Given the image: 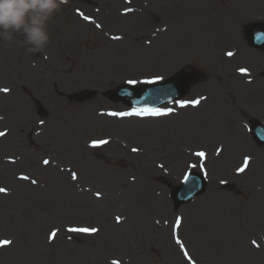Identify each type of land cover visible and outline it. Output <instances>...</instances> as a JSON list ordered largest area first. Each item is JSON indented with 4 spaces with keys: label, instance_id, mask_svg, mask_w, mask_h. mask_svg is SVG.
Here are the masks:
<instances>
[{
    "label": "rangeland",
    "instance_id": "rangeland-1",
    "mask_svg": "<svg viewBox=\"0 0 264 264\" xmlns=\"http://www.w3.org/2000/svg\"><path fill=\"white\" fill-rule=\"evenodd\" d=\"M191 1L195 6L191 4ZM104 4L106 6H103ZM108 4L115 8L113 10L108 8ZM129 4L121 6L125 5L122 0H91V2L65 0L45 25L50 41L45 45L46 48L41 54L38 52L39 57L48 55L50 60L45 68L44 79L40 75L36 77L35 69L19 75L24 83L20 82L21 93L17 95L20 97L26 95L30 100V96H33L40 101L45 113L42 116L39 115L36 111L37 106L32 100V105L27 100L29 105H26L24 112H30L24 117L19 136L20 141L13 144L10 149L11 154L19 156L18 158H21L22 148L30 158L37 159L39 156L35 169L31 172L32 177H39L35 178L36 183L33 186L37 187L33 195L34 199H31L33 204L25 200L17 201V199L13 200V203L10 202L16 198L22 185L27 187L25 183H18V189L11 197L0 199V237L10 232L14 236L13 240L18 239L23 242L22 251L19 252L22 261L4 264L32 263L33 247L31 244L46 248V236L48 237L51 229L58 230L57 236L63 232L64 235L59 238V241L65 240L67 234L64 232V226L98 229L92 237L88 236L89 233L69 231V248L72 245L75 246V249L69 250V264H72V261L86 249L97 252L95 254L99 255L102 264H113L112 260H116L118 264H176L173 257L174 252L180 253L176 243L177 237L190 248L195 258L199 255L211 264H225L200 252L197 253L195 249L193 236L197 234L202 225L196 227L197 222L194 218L200 220L202 224L204 221L214 220L213 218L201 220L195 214L201 200L196 198L189 205L175 209L169 197L170 188L180 181L185 170L190 169V165L197 164V155L194 152L203 149V146L213 148L216 137L211 135L199 137L200 127L195 132L196 134L187 139L182 138L181 134L176 132L166 131L161 135L158 130H147L145 123L119 120L113 122L109 118L99 116L97 111L122 107L114 105L109 98L103 96L102 93L107 89L119 83L128 82L129 79L139 81L142 77L153 74L142 67L143 69H129L125 75L122 67L127 57L124 51L126 49H121L120 46L111 48L108 43L111 41L108 38L110 35L124 37L128 45H133L128 46L127 50H135V55H132L131 59L135 62H146L150 66L155 60L154 56H157L154 43L160 44L161 37L158 36L153 44L146 48L141 45L143 40L149 41L151 30L161 29L167 25L170 16L183 20V15L180 13L182 5L186 14H191L195 18L200 9L204 8L210 17L208 22L213 23L212 17L222 16V12H229L233 16L241 13L245 15V12L249 13L253 10V4L248 0H236L235 8H233L232 0H131ZM120 10H134L137 13L132 15L126 11L125 13L119 12ZM262 14H264V9ZM85 16L89 18L87 22ZM181 25L171 28L170 31L179 30ZM213 27L217 28L218 23L217 27L211 24L210 31ZM232 27L235 33L237 32V37H234ZM228 30L231 35L228 36L229 42L239 40L241 44L240 36L244 33L241 24L232 23L230 27L228 26ZM161 32L160 30L158 34ZM10 34L11 32L8 33L9 37ZM16 37L23 36L13 34L10 37L13 52L23 56L25 62L30 61L34 64L33 59L37 55L27 53L32 45L25 44L24 38L18 40ZM209 38L212 48L206 56L209 55L211 58L215 55L213 51L220 48L222 43L218 44L211 32ZM184 42H188L187 36ZM182 43L183 41L180 40V48L174 47L169 49V54L164 53L163 58L160 57L164 61L155 60L158 64L161 62L166 64L164 66L166 72L164 71L165 74L161 72L165 70L163 69L161 73L157 72L159 74L151 78L157 79L156 76L165 78L184 66H195L207 71L206 79L188 90L186 96H189L188 99L206 94L210 103L217 102L224 106L227 101L232 105L230 111H234L231 118L244 110L250 115L252 113L260 117L264 115V90L261 94L255 95L254 92H249L251 91L249 86L239 88L240 90L235 87L231 89L232 82L228 78L223 79L220 73L207 70L204 66L208 60L207 57L196 54L194 48L187 50L186 47L181 48ZM224 43L228 45V42ZM139 47L144 50H139ZM109 50L111 52L107 53ZM138 50L142 51V54ZM182 50H185L186 54ZM97 52H106L109 56L103 55L106 63L102 67L93 60L94 53ZM23 57L18 60L21 64ZM174 57L179 60L176 62V69H174L175 66L171 68L169 65ZM108 61L111 63L110 66ZM5 62L6 68H10V62L6 60ZM219 64L222 71L225 65L236 67L245 65L240 61H220ZM36 66L34 64V67ZM40 69L39 67V71ZM256 69L261 68L257 65ZM11 70H13L12 65ZM134 73L139 74L137 77L127 78L133 77ZM13 74H0V78L5 76L7 82H11ZM138 77L141 78L138 79ZM257 84L261 86V83ZM216 85L222 90L217 89ZM83 86L97 90L98 95L84 103L68 100L67 96L72 91L81 89ZM237 94L239 96L234 99L232 96ZM177 109L178 105L167 109L171 111L165 115L167 120L165 125L172 126L176 123L178 116L174 114ZM196 114L191 111L185 113L189 118H194ZM90 115H93L92 123L82 124ZM207 116L210 118V114ZM231 118L227 124H230ZM209 120L208 118L203 120L202 128L205 131L209 127ZM18 122L16 121L15 124L17 125ZM161 124V122L154 123V127H159ZM93 141H107V143L92 147ZM179 147L188 153L185 158L182 157L176 161L172 155ZM48 154H50L51 161L53 160L56 164L53 167L58 170L57 178L53 174L48 175L38 170L45 168L43 160L47 159ZM18 158L16 159L19 160ZM251 161L256 163L257 159ZM206 167L209 188L213 175L216 174H212V170L211 173L209 172L207 163ZM257 167H259L257 174L261 178L259 180L262 181L264 180V157H261L260 166L257 163ZM74 172L79 176L76 179H72ZM17 174L18 171L15 168L10 176L14 183L19 182L16 178ZM60 178L62 180H59ZM55 182L56 189L52 185ZM0 187L9 190L10 182L0 179ZM224 187H220L219 190L228 194L232 193L231 189H221ZM231 187L243 191V187L238 183ZM53 191L56 192L55 197L51 199L52 201L47 200L45 195ZM243 192L244 195L237 201L241 205L247 198L246 192ZM111 195L115 198L114 203ZM126 207L128 213L124 212ZM7 213L11 218L7 216ZM103 215L109 224V229L102 230ZM178 216L182 221L177 228L175 221ZM117 217L120 218V222H117ZM260 217L255 216V223L245 222L244 229L258 232L264 222V218ZM236 221L234 218L227 219L222 216L216 227L221 228L230 238L228 233L234 231L233 225H237L244 231L241 220L237 223ZM56 245L58 242L54 246ZM90 246L95 248L90 249ZM210 250L218 254L215 248L210 247ZM52 261L53 264L57 263Z\"/></svg>",
    "mask_w": 264,
    "mask_h": 264
},
{
    "label": "clouds",
    "instance_id": "clouds-1",
    "mask_svg": "<svg viewBox=\"0 0 264 264\" xmlns=\"http://www.w3.org/2000/svg\"><path fill=\"white\" fill-rule=\"evenodd\" d=\"M65 0H0V30L18 33L32 45L27 53L43 52L50 41L45 25ZM5 39H10L5 36Z\"/></svg>",
    "mask_w": 264,
    "mask_h": 264
},
{
    "label": "bare ground",
    "instance_id": "bare-ground-1",
    "mask_svg": "<svg viewBox=\"0 0 264 264\" xmlns=\"http://www.w3.org/2000/svg\"><path fill=\"white\" fill-rule=\"evenodd\" d=\"M185 30H186V32L188 33V34H191V33H195L196 31H197V21H194V20H192V19H188V26H186L185 27ZM169 40H171L170 38H169V36H168V38H166L165 39V41H169ZM0 51H1V45H0ZM129 54V53H128ZM6 55H8V54H6ZM11 57H12V59H14L15 61H17V59H16V57L15 56H13V55H10ZM234 56H239L237 53H235V55ZM42 59H43V57H42ZM156 60H161L160 58H156ZM43 61H45L44 59H43ZM134 62V61H133ZM133 62H131V63H129L128 64V66H126V68L125 69H131V70H134V69H136L137 67L138 68H141V66L143 67V68H147L149 65L148 64H146V63H141V62H135V63H133ZM44 63V62H43ZM16 67H19L20 65L19 64H16L15 65ZM153 67H154V65H152ZM14 95H16L15 93H14V91H13V89H11L10 90V92L8 93V95L7 96H14ZM5 97L6 96H2L1 94H0V101H3V102H6L7 104H8V106L9 107H12V106H15V105H12L11 103H10V101L9 100H6L5 99ZM18 98V97H17ZM203 106H204V108H208V109H211V107H210V105L209 104H206V103H204L203 104ZM187 110V109H186ZM189 120V118L188 117H184L183 119H181V120H179L180 121V124H176L175 126L176 127H180V126H186L189 122H187ZM150 129V128H149ZM232 149H227L226 148V150H225V152H224V154H223V156L224 157H226V158H228L229 156H228V154L226 153V151H231ZM174 156L177 158V155L176 154H174ZM222 156V157H223ZM221 160V159H220ZM210 161H212V163H213V168H215V165H218L219 163H217L213 158L210 160ZM4 168H6V171H2V172H0V178H2V179H9L10 178V171H11V169L13 168V166L12 165H9V164H5V165H2ZM51 170V169H50ZM60 180H62L61 178H60ZM24 183H25V185H27V182H25V181H23ZM22 189L24 190V192L22 193V192H20V191H18L17 192V199H19V198H24V197H27V198H30V199H34V194H35V190L37 189L36 187H30V186H28L27 185V187L26 186H24V185H22ZM22 193V195H20ZM25 193H27L29 196H26L25 195ZM54 197V195L53 194H46L45 195V198L47 199V200H50V199H52ZM0 198H3V196H0ZM227 211L226 210H222L220 213H226ZM199 225H202V223H198L197 225H196V227H198ZM216 221L214 220V221H211V222H209V223H207L203 228H202V230H201V233L202 234H204V236L205 237H209V236H212L214 239H216V236H215V234H214V232L216 231ZM67 247H69V244H65L64 245V247H63V249L64 248H67ZM8 258H14V255H12L11 253H9L7 256H1L0 257V261H2V260H7ZM254 259V258H253ZM47 260V257L45 256V255H39V258H38V261L41 263H44L45 261ZM78 264H98V261H97V259H95V258H93V257H85V258H83Z\"/></svg>",
    "mask_w": 264,
    "mask_h": 264
},
{
    "label": "snow or ice",
    "instance_id": "snow-or-ice-1",
    "mask_svg": "<svg viewBox=\"0 0 264 264\" xmlns=\"http://www.w3.org/2000/svg\"><path fill=\"white\" fill-rule=\"evenodd\" d=\"M81 15H83V14L81 13ZM85 19H89V18L85 17ZM227 55L231 57L233 55V53L232 52H228ZM240 71L242 73H246L247 72L246 69H240ZM157 79H159V78H157ZM137 82L138 81H136V80H129L128 81L129 84H133V85L136 84ZM155 82H156V80L145 81V83H155ZM3 91L6 92V91H8V89H3ZM188 103L189 102H181L180 106L181 107H185V106H187ZM191 103L192 104H199V100L192 101ZM170 111L171 110L143 108V109H134L131 112H115V113H111V115L120 116V117L132 116V115H136V116H145V115L161 116V115H168L170 113ZM4 135H5V133L0 132V136H4ZM103 143H107V141H99V142L93 141L91 146L92 147H97V146H99L100 144H103ZM133 151H137V149H133ZM219 151L220 150H218V153H219ZM197 155L200 156V157H205L206 156V154L204 152H199V153H197ZM248 162H249V159L245 158L244 166L238 168L237 171L238 172L245 171V168L247 167ZM44 163L48 164L49 161L45 160ZM72 178L76 179V174L75 173L72 174ZM186 179H187V177H186ZM5 191H6V189L0 188V192H5ZM117 222H120V218L119 217H117ZM180 224H181V218H177L176 221H175L176 227L178 228L180 226ZM68 231L95 234L98 231V229H96V228H70V229H68ZM55 236H56V232H53V233H51L49 239H54ZM8 243H9L8 241L0 242V246H2L4 244H8ZM176 243L181 246L182 250L184 249V245L179 239L176 240ZM184 255L186 257L188 256V253H187L186 250L184 251ZM114 264H115V262H114Z\"/></svg>",
    "mask_w": 264,
    "mask_h": 264
},
{
    "label": "water",
    "instance_id": "water-1",
    "mask_svg": "<svg viewBox=\"0 0 264 264\" xmlns=\"http://www.w3.org/2000/svg\"><path fill=\"white\" fill-rule=\"evenodd\" d=\"M154 94H155L154 88L151 87L150 91L147 93V100L150 101L153 98ZM160 98L163 99L164 96H162ZM142 99H143V97L137 99L136 101H139V100H142ZM162 102L163 101H161V100L159 101V103H162Z\"/></svg>",
    "mask_w": 264,
    "mask_h": 264
}]
</instances>
